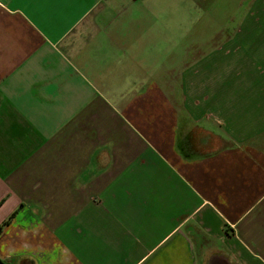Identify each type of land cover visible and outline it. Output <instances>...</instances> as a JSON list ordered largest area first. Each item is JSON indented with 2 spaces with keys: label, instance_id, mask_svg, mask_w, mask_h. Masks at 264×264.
Listing matches in <instances>:
<instances>
[{
  "label": "crops",
  "instance_id": "crops-1",
  "mask_svg": "<svg viewBox=\"0 0 264 264\" xmlns=\"http://www.w3.org/2000/svg\"><path fill=\"white\" fill-rule=\"evenodd\" d=\"M0 204V264H264V0H0Z\"/></svg>",
  "mask_w": 264,
  "mask_h": 264
},
{
  "label": "rangeland",
  "instance_id": "rangeland-1",
  "mask_svg": "<svg viewBox=\"0 0 264 264\" xmlns=\"http://www.w3.org/2000/svg\"><path fill=\"white\" fill-rule=\"evenodd\" d=\"M221 10H224V11L226 10L225 12L223 11V13H221V15H220L219 17H217L218 19H221V20H219V21H221V22H222V20L224 19V16H225L224 13H226V14L228 13V14H229V13H231V12L233 13V11H234V9L231 8V7H229V6L226 7V8L222 7ZM213 24H214V23H211V26H210L211 29L214 28V27H212ZM235 27H236V24L233 25V26L231 25L230 27H227V28H228L227 31H228V32H233L232 30L235 29ZM237 27H238V25H237Z\"/></svg>",
  "mask_w": 264,
  "mask_h": 264
},
{
  "label": "trees",
  "instance_id": "trees-1",
  "mask_svg": "<svg viewBox=\"0 0 264 264\" xmlns=\"http://www.w3.org/2000/svg\"><path fill=\"white\" fill-rule=\"evenodd\" d=\"M0 205H2V204H0ZM1 230H2V227H0V232H1Z\"/></svg>",
  "mask_w": 264,
  "mask_h": 264
}]
</instances>
